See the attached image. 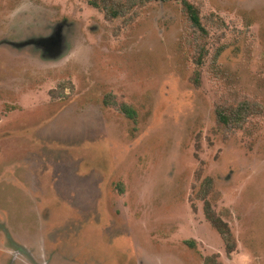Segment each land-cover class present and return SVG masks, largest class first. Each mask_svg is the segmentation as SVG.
<instances>
[{
    "label": "rangeland",
    "instance_id": "374dc122",
    "mask_svg": "<svg viewBox=\"0 0 264 264\" xmlns=\"http://www.w3.org/2000/svg\"><path fill=\"white\" fill-rule=\"evenodd\" d=\"M89 1L0 0V264H264V0Z\"/></svg>",
    "mask_w": 264,
    "mask_h": 264
},
{
    "label": "trees",
    "instance_id": "16d2710c",
    "mask_svg": "<svg viewBox=\"0 0 264 264\" xmlns=\"http://www.w3.org/2000/svg\"><path fill=\"white\" fill-rule=\"evenodd\" d=\"M89 2H90V4H92L95 7H99V8L102 7L105 10L106 14L110 15L111 17H116V16H119L122 14V9L120 7H118L117 5H115L118 2L114 3V0H90ZM137 3H138V0H131V5H134ZM182 3H183L184 8L187 12L191 26L196 28L197 30H199L202 33H206V29L201 22L199 9L192 2H190L188 0H182ZM199 63H201V61ZM104 102L110 103L111 100L107 96V97H105ZM241 106H242V108L251 107L248 102L242 103ZM120 109L129 115H131L133 113L130 106H128L126 103H121ZM218 114H219V118L222 121H224L226 123L230 122V118L227 117V115L224 112L219 111ZM212 182H213L212 178L207 177V179L204 183L206 190H207L202 195V198L204 201L205 217L211 222V224L220 233V235L222 236V238L224 240L226 250L230 252V251L234 250L235 246H236L235 241H234L233 236H232V233H231V230L228 226V223L215 214V212L212 208V205H211L209 199L207 198L208 189L212 185ZM189 243L191 245H193V242L189 241Z\"/></svg>",
    "mask_w": 264,
    "mask_h": 264
}]
</instances>
